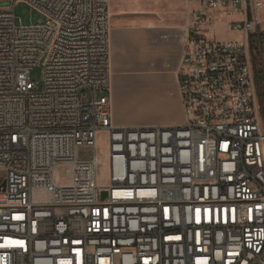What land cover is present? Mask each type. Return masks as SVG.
Returning <instances> with one entry per match:
<instances>
[{"label":"built area","instance_id":"built-area-1","mask_svg":"<svg viewBox=\"0 0 264 264\" xmlns=\"http://www.w3.org/2000/svg\"><path fill=\"white\" fill-rule=\"evenodd\" d=\"M186 1L185 123L119 127L108 0H0V264H264V96L248 46L264 2L248 17L245 0ZM21 2L44 21L18 22ZM233 13L247 42L206 37Z\"/></svg>","mask_w":264,"mask_h":264},{"label":"crops","instance_id":"crops-1","mask_svg":"<svg viewBox=\"0 0 264 264\" xmlns=\"http://www.w3.org/2000/svg\"><path fill=\"white\" fill-rule=\"evenodd\" d=\"M253 1L261 0H245V5H251ZM263 7L264 3L258 10V16ZM191 8L192 5L186 0H108V97L113 125L146 127L185 123L178 68ZM220 16L221 21L218 23L242 18L236 13L230 17ZM260 22L259 17L257 30L263 33L264 27ZM245 41L247 39L244 36ZM259 90L264 92L263 84L259 85ZM122 97H128L131 102L139 101L134 105L139 104L153 111L137 119H126L116 105Z\"/></svg>","mask_w":264,"mask_h":264},{"label":"rangeland","instance_id":"rangeland-1","mask_svg":"<svg viewBox=\"0 0 264 264\" xmlns=\"http://www.w3.org/2000/svg\"><path fill=\"white\" fill-rule=\"evenodd\" d=\"M264 1V0H261ZM246 9L251 12L252 7L249 4H246ZM14 15L16 20H19L23 24H30V23H42L44 21V17L36 10L32 9L25 3H18L14 6ZM259 17L261 19L260 24L264 27V7L261 8L259 12ZM227 20H223L221 23H216V26H212L211 28H208V31L206 32V37L208 39H213L215 41H238L241 43H244V34L235 31L230 30L226 26ZM237 39V40H236ZM263 48H264V32H263ZM264 51V49H263ZM261 63V61L259 62ZM257 70H260L261 77L264 79V57L262 64L258 67ZM31 79L33 81H38L40 79V70L39 68H35L31 71ZM103 93L96 92V96H100ZM104 94L110 96V91L104 92ZM261 96V93H259V97ZM260 100V99H259ZM261 102V100H260ZM138 102H131L128 97L119 99V104L117 101V104L119 106L120 113L123 115L126 119H137L138 117H141L147 113H150L153 111V109H147L146 107H142L141 105H134ZM141 106V107H139ZM112 112V109H111ZM155 113V112H154ZM143 114V115H142ZM107 133L106 132H100L97 134V142H96V151L99 157L100 161V168H99V177L98 181L101 185H105L109 182V161H108V142H107ZM79 153L81 155L83 154H91V151L87 149H80ZM5 176L4 171L0 168V183L3 181Z\"/></svg>","mask_w":264,"mask_h":264},{"label":"trees","instance_id":"trees-1","mask_svg":"<svg viewBox=\"0 0 264 264\" xmlns=\"http://www.w3.org/2000/svg\"><path fill=\"white\" fill-rule=\"evenodd\" d=\"M248 46L251 52L252 65H253V73L256 84L264 85V79L261 77L260 70H257L258 67L262 64L263 61V33L254 31L248 34ZM261 61V63H259ZM264 96V92L262 93Z\"/></svg>","mask_w":264,"mask_h":264},{"label":"flooded vegetation","instance_id":"flooded-vegetation-1","mask_svg":"<svg viewBox=\"0 0 264 264\" xmlns=\"http://www.w3.org/2000/svg\"><path fill=\"white\" fill-rule=\"evenodd\" d=\"M256 88H257L258 93H261V91L259 90V86H258V84H256ZM261 94H262V93H261Z\"/></svg>","mask_w":264,"mask_h":264},{"label":"water","instance_id":"water-1","mask_svg":"<svg viewBox=\"0 0 264 264\" xmlns=\"http://www.w3.org/2000/svg\"><path fill=\"white\" fill-rule=\"evenodd\" d=\"M250 16V12L248 11V17ZM105 194L103 193V196H104Z\"/></svg>","mask_w":264,"mask_h":264}]
</instances>
